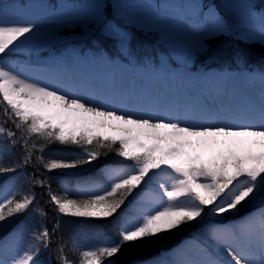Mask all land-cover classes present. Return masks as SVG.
<instances>
[{
    "label": "snow or ice",
    "instance_id": "6c2138e0",
    "mask_svg": "<svg viewBox=\"0 0 264 264\" xmlns=\"http://www.w3.org/2000/svg\"><path fill=\"white\" fill-rule=\"evenodd\" d=\"M36 27L34 21L0 18V54L27 43ZM259 81L258 104L250 102L245 111L224 119L211 115L191 122L196 119L191 113L173 110L164 102L148 107L129 102L118 107L91 92L82 94L32 80L0 66V102H6L4 113L16 129L26 132L21 137L26 149L33 136L45 143L75 144L86 149L83 158L70 162L59 157H50L47 162L39 158L46 170L89 164L106 154L101 149L115 150L119 157L132 162L105 166L101 175L108 178L107 186L88 182L97 190L85 193L86 199L69 198L67 190L58 196L49 185V199L60 214L113 217L133 192L139 189L137 197H142V185L155 183L158 188L153 199H140L135 213L123 218L115 238L81 247L75 259L65 254L61 238L57 246L59 264H118L115 258L126 245L164 239L197 218L202 221L208 215L239 214L257 204L258 211L237 223L208 230L228 260L214 258L207 248H199L194 256L180 253L179 258L161 264H264V73H260ZM0 134L16 136L3 127ZM39 150L43 152V146ZM30 159L28 152L25 162ZM8 171L15 169L0 166V174ZM36 182L41 186L45 183ZM34 199L33 195L3 188L0 221L23 212ZM51 242L47 228L37 231L31 242L11 257L0 255V264H42L40 256Z\"/></svg>",
    "mask_w": 264,
    "mask_h": 264
},
{
    "label": "rangeland",
    "instance_id": "374dc122",
    "mask_svg": "<svg viewBox=\"0 0 264 264\" xmlns=\"http://www.w3.org/2000/svg\"><path fill=\"white\" fill-rule=\"evenodd\" d=\"M257 1L259 0H218L219 5L227 10L228 18H226L225 21L214 9L201 11L198 6L205 5L203 0H185L187 7L183 15L177 10V6L180 5L178 0H0V18L7 21H15L17 18L26 19L25 21H20H34L37 25L36 30L31 35L28 42L10 52L6 51L4 56L0 58V63L3 61L15 65L18 62L29 63L36 62L39 59L41 60L43 56L46 55L44 53L49 52V48L52 47L49 45V38H44V34L47 30L50 31L54 28L81 24L83 27L82 31H79L76 35L71 37H76L84 41L85 38L89 36V33L96 30L97 34L99 33L101 35V38L110 42V47L121 48L125 56H129L128 53L130 52L128 49L130 47L133 45L136 46V40H140L143 38L142 36H148L146 33L151 30L155 35L159 36L155 38V35H150V38H146L149 40L154 39V44L157 47L166 49V51L174 55V57L177 58L176 65H178L175 66V73L180 76H185L187 71H189V66H187L189 59L193 54L198 53L200 55L204 49H207V51L213 50L212 53H209L212 59L222 56L228 47L220 43L219 39L217 42L211 39L208 42H202L209 39L207 38L208 36L220 33V31L223 34L226 33V35H228L230 33L231 35L232 27L227 28L226 26V29L224 25L233 19L232 25L235 30L238 31L237 37L239 41H243L245 46L241 52L235 51L237 53V60L235 63H237L236 65L238 66H246L248 64L245 56L255 51H264V34H262V28H264V15L261 13L255 14L253 12V7ZM159 9L160 11H158ZM204 22L206 23L205 25H203ZM196 24L201 25V28H193V25ZM138 29H143V32ZM139 33H143V35ZM130 35L131 37L133 35L139 36L135 40H129L127 37ZM226 35H222L221 38L226 39ZM55 39L57 38H54V40ZM95 40H97V43L103 41L102 39ZM122 40L124 41L123 43ZM197 41H201V43H197ZM76 44H78V42H76ZM72 47L74 46H70V48ZM237 48L241 49L242 47L239 45ZM256 55H258V52H256ZM146 59L147 58L144 60ZM160 59L166 63L170 60L172 62L169 55H161ZM43 61L40 62L43 63ZM127 61L135 63L136 59L130 56ZM192 65L191 63L190 66L192 67ZM160 67L163 68V66ZM153 69L154 66L150 67L148 70L152 71ZM155 69L157 70V68ZM6 107V102H0V127H3L5 132L12 131L9 130V128H11L9 125H14L12 120L4 113ZM7 125L8 129H6ZM13 132L16 133L14 138L0 134V166L4 165L3 167L14 169L18 168V170L2 173L0 174V178L12 173L13 177L11 175L7 176L9 182L8 188L22 194L33 195L35 199L23 212L9 217L4 221H0V233L4 234L7 232L2 242L7 241L9 247L8 251L0 253V255L6 254L9 257L31 242L34 230L31 232V229L27 226L40 224L39 226L43 227L45 224H48L42 210L40 207H37V205L47 200L45 196H42V191L47 190L49 181L58 182L59 175H62L61 178L69 177L73 180L83 181L84 184H75L77 182L73 180L62 181V184L65 186H62L63 190L59 189L61 195H64V189L68 190V186L73 187V185L78 189L89 188L93 192L97 189L88 182L95 181V183L101 187H105L108 183V178L101 175V170L105 168V166L131 165L132 163L119 157L115 150L101 149L100 151L106 154H102L97 160L89 164H84L76 168L49 171L42 167L44 177L43 179H39L31 174L24 166L21 167L20 159L26 157L28 152L31 153L32 157L33 155L36 156L37 151L43 146L46 150H52L54 155L58 154L60 156L59 158H67L72 161L75 158L84 157V152L86 151L85 147L75 144L64 145L59 142L45 143L43 140L33 136L28 141L29 149H26L23 147L24 143L21 139L22 136L26 135L23 128ZM13 139L16 141L15 143H13ZM32 144L36 145L35 149L32 148ZM88 147L91 148L92 146ZM116 147H118V145ZM74 151L76 155L72 156L70 153ZM39 158L42 157L40 156ZM48 159L43 158V161L47 162ZM38 163L43 165L41 159L38 160ZM84 175H88L89 177L83 178ZM41 180L45 182L43 186L36 182ZM141 187L145 188L142 197H137L139 189L133 192V194L127 198L125 204L117 210V213L114 214L115 216L123 220L124 217L133 215L140 199L151 200L158 191L155 183L147 187L145 185ZM39 191L41 193L38 196L37 192ZM51 192L54 193L53 191ZM2 193L0 195H2ZM78 194L79 195L76 196L80 198L87 197L86 194ZM17 198L19 199L20 197L18 196ZM50 205L52 208L50 210L55 212V219L53 220H58V226H63L61 231L68 230L70 235L66 242L63 241L65 245V254L69 259H75L81 247L98 245L106 238L102 232H99L93 238L95 241H89L87 236L81 233V230L76 229L78 225L75 227L76 223L87 218L59 215L54 204L51 202ZM258 206L260 205L257 204L255 208ZM231 213L237 214L236 212ZM38 215H40L39 221L35 223ZM245 215L224 220L219 219L226 218L224 214L219 216L208 215L202 221L200 218H197L195 221L181 225L179 229L174 230L172 235L158 240V249L156 251L154 250L155 248L149 250L151 258L133 263L161 264V261L169 258H179L180 253H184L187 256H194L196 250L199 248H207L214 258L226 261L229 258L224 254L223 249L217 242L208 235V230L212 227H227L235 224L241 218L245 217ZM197 222L200 223V228H194V233L185 232L190 235V237L182 238L178 244L168 250L171 245L169 241L171 237H178V234L183 233L193 224L197 227L195 224ZM46 227H48V225H46L45 228ZM117 233L118 232H113L112 234L111 232L110 237L115 238ZM56 236L59 237V235ZM56 241L59 242L57 244L58 246L61 243L60 238H57ZM52 246L53 245L49 248L51 249ZM152 246L156 247V244ZM47 250L48 249L43 250L40 256L41 262L45 264H59L56 263L59 262L57 259V249L54 251V257L51 256ZM159 252L161 253L157 255ZM115 259H117V257Z\"/></svg>",
    "mask_w": 264,
    "mask_h": 264
},
{
    "label": "trees",
    "instance_id": "16d2710c",
    "mask_svg": "<svg viewBox=\"0 0 264 264\" xmlns=\"http://www.w3.org/2000/svg\"><path fill=\"white\" fill-rule=\"evenodd\" d=\"M179 1V7L180 8H186L187 4L185 2V0H178ZM203 2L205 3V5H199V9L201 11H206L208 9H214L218 15L226 21V18H228V13L227 10L223 7H221L219 5L218 0H203ZM254 11L257 13H264V0H259L256 2L255 6H254ZM231 24L233 23V19L230 20ZM226 23L225 28L227 26V28L231 27V24ZM134 28V27H133ZM226 28V29H227ZM83 27L81 24L78 25H68V26H63V27H59V28H54L53 30H50L44 34V38L48 37L49 38V45L52 46H64L65 44H69V43H76L78 42V44H81V46H84L85 44H94L93 40L95 39V37L101 38L100 34L96 32V30H94L93 32L89 33V36L85 38L84 41L79 40L76 37H71L76 35V33H78L79 31H82ZM135 29V28H134ZM136 30V29H135ZM140 31L143 32V29H138ZM231 32L233 37L235 35H238V31L235 30V28L232 25L231 28ZM97 34V35H96ZM142 34L143 33H139ZM212 34V33H211ZM145 35V34H144ZM146 35L148 36H142L143 38H141L140 40H136V45L139 44V42L143 41L144 38L149 37L150 35H155V33H153L151 30H149ZM222 35H225L223 33H215L212 36H208L205 41H203L202 43L208 42L210 39L212 41H218L227 45L228 48H226L225 52L222 54L221 57L219 58H215L212 59L209 55V53H212L213 50L207 51V49H204V51H202V54H198V58H199V62L204 64V65H216V66H229V65H234L235 61L237 60V53L235 52V49L237 48V46H239V43H236V41H233L232 38H230L229 36L226 35V39L221 38ZM70 36V37H69ZM139 35H133L132 37L130 36V40H135ZM159 36V35H155V38ZM54 38H57L54 40ZM150 38V37H149ZM236 38V37H235ZM102 39V38H101ZM103 40V39H102ZM104 41V40H103ZM152 41V40H151ZM73 43V44H74ZM197 43H201V41H197ZM203 45V44H202ZM200 45V46H202ZM198 46V47H200ZM133 47V46H132ZM135 48L137 49V46H135ZM258 55L255 56L253 54V56H248L249 58H247L246 62L247 64L250 66L252 63L253 64H264V51H257ZM1 56V54H0ZM263 60V61H261ZM251 63H249V62ZM11 128H9V130L15 131L17 130L15 125H9ZM6 129H8V125L6 126ZM23 147H25V145H23ZM28 149H29V145H28ZM25 154V153H24ZM72 156L76 155L75 151L70 153ZM42 158H49V157H60L58 154L54 155V152L51 150H46L44 149L43 152H41L40 150L37 151L36 156L33 155V157L31 156V159L28 160L27 162H25V157L20 159V164L21 167H25L26 169H28L31 174L35 175V177L39 178V179H43L44 177V173H43V165H41L40 163H38L39 157ZM62 158V157H61ZM64 159V158H63ZM66 161L68 160L70 162V159H65ZM3 164V162H2ZM16 164V163H15ZM4 166V165H3ZM20 166V165H19ZM15 170H18L15 169ZM40 170V171H39ZM89 176H83V178H88ZM6 183H4V180L0 181V186H6ZM60 184V180L58 182L56 181H49L48 185H51V191L54 192V194H58L60 196H64L65 193H63L64 195H61V193L59 192L62 189V186L59 185ZM1 188V187H0ZM49 187L47 188V190H43L42 191V196H45V199L42 203H39L37 205V207H40V209L42 210L43 215L46 217V220L48 221V224H45L43 227H40L38 225H29L27 226L28 228L34 230L33 233L40 231L42 229L45 228L46 225H48V227H46L49 232L51 233V244L49 245V247L52 246V248H48V252L51 253V255L54 257V251L57 249V244L59 243L58 241H56L57 238H60V242H61V238H63V241H67L68 237L70 236L68 233V230H62V225L58 226V220H53L55 219L54 215L55 212H52L50 209L51 208V201L48 200L49 199ZM40 191L37 192L38 196L40 195ZM69 193V192H68ZM69 198H73V199H86L87 197H82L80 198L79 196H76L75 194L71 193V195L69 196ZM50 202V203H49ZM255 207H246L245 210L243 211V209L239 212V214H232L231 212L229 213H225V217L226 218H219L220 220H224L227 218H238L241 217L242 215L246 214L247 212L251 211L252 209H254ZM60 215V213H59ZM39 216L37 218V221L35 223H37L39 221ZM122 222V219L118 216H113V217H109V218H87V219H83L81 220V222L76 223L75 227L78 225V228L76 227V229L81 230V233H83L85 236H87V238L89 239V241H92L94 236L97 235L99 232H102V234L104 236L109 235L110 233L113 232L116 233L118 232L119 229V225ZM197 227H195V225H191L189 226V228H187L183 233L178 234V237H171V239L169 240L171 245H173L174 243L182 240V238L190 236L185 232L188 233H194L195 229L200 228L201 225L199 222L195 223ZM195 228V229H194ZM68 229V228H67ZM1 234V233H0ZM56 235H59L56 236ZM102 235V237H103ZM56 238V239H55ZM56 241V242H55ZM95 241V240H93ZM55 242V243H54ZM158 240H156L155 238H149L147 242L141 244L138 243H132L129 245H126L125 248L123 249L122 254H118L117 256V261L118 264H128L130 262L136 261V260H140V259H145L146 257L150 256V251L154 249L155 251L158 249ZM54 243V244H53ZM153 244H156V247L152 246ZM159 251V250H158ZM57 260V259H56ZM59 263V262H56Z\"/></svg>",
    "mask_w": 264,
    "mask_h": 264
},
{
    "label": "bare ground",
    "instance_id": "6f19581e",
    "mask_svg": "<svg viewBox=\"0 0 264 264\" xmlns=\"http://www.w3.org/2000/svg\"><path fill=\"white\" fill-rule=\"evenodd\" d=\"M73 55L69 54L67 57H64V60H67L64 65H67L72 59ZM56 60V59H53ZM0 66H5L6 68H11L13 71L18 72L21 74L22 77H28L32 80H37L43 83H48L44 78L43 75H39L38 77L34 73H39L43 71H39L37 68L31 69H25L18 63L15 65H12L9 62H1ZM204 68L206 66H203ZM89 68V67H88ZM211 70H213L212 67H206ZM218 68V67H217ZM238 68V67H236ZM78 69L82 70L79 71H71L69 69H65L64 75L68 79L72 80H78L82 77L83 70L82 66H79ZM43 70V69H42ZM193 70L187 71L185 76H181V81L183 83V86L180 88V96L178 98V101L174 104H176L175 108H179L181 112L187 111L191 113L196 119H194L191 122H200V120L207 118L212 115V113L216 112H224L226 113L225 116H223L222 119L227 118L231 116L233 113L238 112L239 110L246 108L249 106L250 102L259 103L260 99V90H256L254 87V83L251 80L255 79H249V77H258L257 75H253L249 70L241 71V74H236V71H233V68L229 67L226 69L227 74L215 76V73H208V72H201L199 74L193 73ZM145 73H139L136 72L132 77H139L141 78L140 81V88L136 91L129 90V94L131 97L137 98V99H144L147 101H154V102H164L167 103V99L163 95L162 89L166 86V82L164 81V78L166 77V74L162 71L156 72L153 74L154 76H147L146 74L144 76H141ZM120 73L112 72L107 77H104L100 70L96 71V78H101L106 85L113 84L114 80L119 79ZM149 78L148 82H142V80ZM93 79V78H92ZM94 80V79H93ZM120 83H127L130 87H133V84L131 81L134 80H121ZM154 88L156 92L152 93L151 89ZM77 89H84L83 87L76 86ZM79 91V90H77ZM82 94L84 92H81ZM215 94L222 95L226 103L220 104L213 100V96ZM112 99V98H110ZM195 99L200 100L201 107H194L193 102ZM115 100V98L113 99ZM112 100V101H113ZM203 101L206 102V104H203ZM150 105V104H149ZM149 105H144L145 107H148ZM119 107V105H116ZM8 251L9 247H5V249H2V251ZM45 264V263H42Z\"/></svg>",
    "mask_w": 264,
    "mask_h": 264
}]
</instances>
